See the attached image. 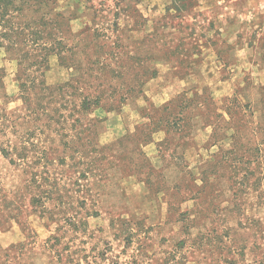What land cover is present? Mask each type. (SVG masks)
<instances>
[{"label": "rangeland", "instance_id": "rangeland-1", "mask_svg": "<svg viewBox=\"0 0 264 264\" xmlns=\"http://www.w3.org/2000/svg\"><path fill=\"white\" fill-rule=\"evenodd\" d=\"M78 5L64 45L79 73L36 48L42 36L30 29L32 45L19 55L48 62L29 70L24 89L17 61L0 49V264H264V196L224 198L189 230L178 220L197 208L191 175L200 178L231 140L213 145L202 103H174L205 88L223 128L236 100L264 122V0H53L52 8L70 18ZM149 67L158 73L145 78ZM89 74L116 110L81 106L72 79ZM39 185L43 203L32 199Z\"/></svg>", "mask_w": 264, "mask_h": 264}, {"label": "trees", "instance_id": "trees-1", "mask_svg": "<svg viewBox=\"0 0 264 264\" xmlns=\"http://www.w3.org/2000/svg\"><path fill=\"white\" fill-rule=\"evenodd\" d=\"M52 3L53 0H0V49L4 48L6 52L12 55L11 59L17 61L19 65L17 79L24 89H27V81H25L24 77L30 76L28 74L29 70L34 68V71H40L48 62L46 57L27 58L26 55H19L20 52L25 50L26 46L32 45L29 43L31 41L26 37L27 33L31 31L30 29H35V32L41 33L42 36V42H33L36 48L54 50L59 56L62 65L75 73H79L80 63H77L78 61L75 58L65 53L67 48L64 43L66 42V36L70 33L71 23L80 17V6L78 5L76 11L68 18L63 13L56 11V8H52ZM188 7L189 5L186 2L181 1L180 5H178V11L183 12ZM101 42L103 46L107 44L106 41ZM179 60L182 64L194 62L191 59L179 58ZM157 73V70L149 67L146 69L144 77H155ZM189 74L187 72L182 75V78H187ZM5 75V67L0 66V78L3 79ZM91 76L90 74L86 76L80 75L78 78L74 77L72 79V82L76 81L82 93L81 106L85 110H89L92 106L107 109L108 111L116 110L117 105L106 101L108 96L106 95L105 83L103 85H92ZM145 78L139 81L140 85L141 83L144 85L147 80ZM65 86H73V83L69 82ZM89 88H92L91 91H88ZM126 88L127 92L125 94H134V86L127 85ZM141 91L142 88L139 92ZM124 100L121 99L120 101L123 102ZM174 100L176 105H182L187 110L194 106L197 107L201 103L205 105L207 111L205 125L213 128L211 136L214 141L213 145L227 139L231 140L230 148L224 149L220 147L213 157L205 163L200 178H197L194 174L191 175L189 193L197 208H195V211L192 209L188 213H181L178 220L184 223V228L189 230L198 226L199 220L204 219L206 211L212 205L216 206L217 202L224 200V198L237 202L244 200L245 196H250L251 194L263 197L264 148L260 146V143H264V122H256L253 114L247 112L246 104L236 100L233 103L237 110L230 112L234 117L227 122L229 126L223 128L226 122L222 114L216 111L214 102L207 95L205 88L202 91L184 90ZM254 135L258 144L253 142L252 138ZM224 179L228 182V186L221 188L220 183ZM47 193L48 190H43V187L39 185L37 191L33 193L32 199L43 203L42 194L47 195ZM51 195L52 193L49 192L48 196ZM190 215H192V218ZM11 218L18 224L23 225L18 214ZM185 243L183 241L180 244L185 245Z\"/></svg>", "mask_w": 264, "mask_h": 264}]
</instances>
